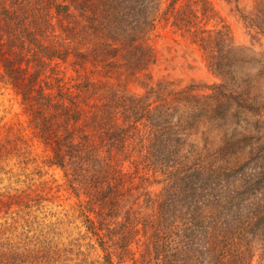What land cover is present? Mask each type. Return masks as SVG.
I'll list each match as a JSON object with an SVG mask.
<instances>
[{
	"label": "trees",
	"instance_id": "trees-1",
	"mask_svg": "<svg viewBox=\"0 0 264 264\" xmlns=\"http://www.w3.org/2000/svg\"><path fill=\"white\" fill-rule=\"evenodd\" d=\"M214 17L210 0H0V88L44 152L0 139V264H251L257 250L264 264V165L249 171L227 142L188 150L172 102L127 86L171 22L224 80L198 115L214 130L259 115L264 129V102L235 87L253 57ZM250 22L264 34V0ZM151 173L167 182L158 201Z\"/></svg>",
	"mask_w": 264,
	"mask_h": 264
},
{
	"label": "rangeland",
	"instance_id": "rangeland-1",
	"mask_svg": "<svg viewBox=\"0 0 264 264\" xmlns=\"http://www.w3.org/2000/svg\"><path fill=\"white\" fill-rule=\"evenodd\" d=\"M210 1L215 10L214 18L229 27L236 44L246 48L249 57H253L252 65L257 66L253 67L254 69L246 68V70H250L244 72L241 78L239 77L235 81V87L237 86L239 91L247 90V93L250 92L253 98L257 97L258 104L264 102V73L259 74L261 64L255 61L256 58L264 59V34L258 32L259 30L250 24L258 0ZM182 2L184 1L179 2L178 7ZM167 5L168 2H165L164 7ZM209 27L212 26L209 25ZM152 38L156 61L147 70L141 71L138 76L128 82L130 93L142 96L151 87L158 88L160 98L164 102H172V108L176 107L173 120L176 122L181 119L182 126L180 128L183 131H180L183 132V137L187 138L186 147L188 150L192 147L197 149L216 148L226 142L228 145L236 144L237 148L243 149L237 150L242 154L240 162L249 164V168L247 167L249 171L261 170V165H264V158H262L264 152L261 150L264 148V129L260 127V122H257L260 119L259 115L249 116V124L246 119L242 118L239 124L228 121L221 130H214L205 116L198 115L200 114L198 96L211 94L214 85L224 82L222 77L210 68L203 49L192 42L189 34L185 36L180 31H175L171 22H160L158 30ZM184 91H188L187 101L178 99ZM256 92H259L260 96ZM161 99L157 101L154 94L151 98L153 107L160 104ZM261 120V122L264 120V111ZM6 136L16 141L19 146H29L35 153L40 156L44 155L43 146L33 137L31 130L27 127L26 117L18 97L11 90L0 88V139ZM136 143L137 149H140V145L147 144V139H145V144ZM130 147H132V143ZM49 173L53 174L59 183H63L61 171L51 169ZM166 184L167 182L164 181V176L161 174H149L148 181L145 183L149 198L158 201ZM141 192L144 193L143 190ZM64 194L66 197L69 196L67 192ZM146 199L143 196L140 205L143 206ZM72 201V199L67 200V207ZM146 211L150 212V209H146ZM132 248L137 251L136 258L140 260L143 248L137 244ZM259 254L260 250H257L251 264H259ZM128 263L133 264L131 261Z\"/></svg>",
	"mask_w": 264,
	"mask_h": 264
}]
</instances>
